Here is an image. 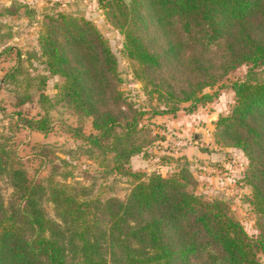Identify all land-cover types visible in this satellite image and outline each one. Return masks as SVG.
Returning a JSON list of instances; mask_svg holds the SVG:
<instances>
[{"label":"trees","instance_id":"obj_1","mask_svg":"<svg viewBox=\"0 0 264 264\" xmlns=\"http://www.w3.org/2000/svg\"><path fill=\"white\" fill-rule=\"evenodd\" d=\"M80 0L34 14L12 1L0 15L27 8L43 18L39 55L57 75L51 100L39 93L44 114L23 119L28 130L45 134L47 108L55 104L90 118L82 134L83 153L106 173L131 179L123 198L90 185L61 181L52 174L29 177L19 158L0 146V177L11 192L0 194V264H261L264 257V0H97L106 19L123 36L122 52L135 62L133 77L154 104L149 115L174 113L181 103H206L215 86L240 65L247 70L231 82L233 103L213 123L214 143L237 148L247 160L242 179L258 217L248 235L224 200L207 199L189 188L185 167L175 174L132 171L128 161L145 141L136 108L119 88L117 60L96 26L73 15ZM19 56V54H16ZM12 77L14 74H7ZM47 76L38 78L37 89ZM29 95L20 97L24 103ZM20 119V118H19ZM47 145L37 156L49 153ZM42 201L51 204L53 218Z\"/></svg>","mask_w":264,"mask_h":264},{"label":"rangeland","instance_id":"obj_2","mask_svg":"<svg viewBox=\"0 0 264 264\" xmlns=\"http://www.w3.org/2000/svg\"><path fill=\"white\" fill-rule=\"evenodd\" d=\"M12 1L8 5L0 1V12L10 5L15 8ZM70 1L47 0L42 3V9L30 7L28 10H33L36 16ZM28 10L20 7L14 16L0 15V146L9 151L11 157L20 159L29 177L42 179L52 174L58 180L90 185L94 190L101 189L104 195L123 198L131 179L104 172L83 153L82 141L73 135V128L84 135L92 133L90 118L78 122L75 115L55 104L47 108L50 129L45 134L24 127L23 119L44 114V105L37 101L38 94L52 100L55 84L60 81L59 76L48 74L39 55L37 35L44 19L29 17ZM73 15L90 20L100 31L117 60V70L123 80L119 88L136 108L147 112L140 118V124L149 141H145L141 152L130 157L129 168L167 176L185 167L192 176L190 189L207 199L224 200L245 232L255 236L258 217L250 204V188L242 179L247 160L239 149L215 144L212 135L215 119L228 112L233 103L231 82L242 79L247 66L236 67L215 86L205 88L204 91L216 94L211 101L198 103L191 111L187 109L188 102L181 103L174 113L151 116L148 110L154 101L148 99L141 83L133 77L136 64L123 54V36L106 19L98 1L80 0ZM41 75L47 79L37 89ZM23 95H29V99L19 103ZM194 133L200 134L199 139H194ZM44 145L49 153L45 157L37 156L38 149ZM10 192L8 182L0 177V194L5 201ZM42 207L46 215L53 218L51 204L42 201ZM259 260L264 264L263 256L260 255Z\"/></svg>","mask_w":264,"mask_h":264},{"label":"crops","instance_id":"obj_3","mask_svg":"<svg viewBox=\"0 0 264 264\" xmlns=\"http://www.w3.org/2000/svg\"><path fill=\"white\" fill-rule=\"evenodd\" d=\"M0 1L6 2V4H4V5H8L10 3V0H0ZM18 1L25 2V3L29 4L30 7H32L33 9H36L37 7L42 9L44 7V5L42 3H45L47 0H18Z\"/></svg>","mask_w":264,"mask_h":264},{"label":"water","instance_id":"obj_4","mask_svg":"<svg viewBox=\"0 0 264 264\" xmlns=\"http://www.w3.org/2000/svg\"><path fill=\"white\" fill-rule=\"evenodd\" d=\"M199 135H200L199 133H194V136H193L194 139H195V140H196V139H199Z\"/></svg>","mask_w":264,"mask_h":264}]
</instances>
